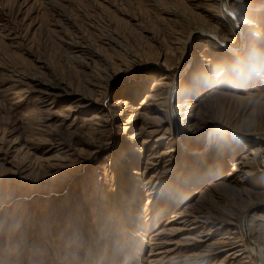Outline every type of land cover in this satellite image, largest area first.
I'll list each match as a JSON object with an SVG mask.
<instances>
[{
	"label": "rangeland",
	"instance_id": "1",
	"mask_svg": "<svg viewBox=\"0 0 264 264\" xmlns=\"http://www.w3.org/2000/svg\"><path fill=\"white\" fill-rule=\"evenodd\" d=\"M249 2L0 0V264H255Z\"/></svg>",
	"mask_w": 264,
	"mask_h": 264
},
{
	"label": "bare ground",
	"instance_id": "2",
	"mask_svg": "<svg viewBox=\"0 0 264 264\" xmlns=\"http://www.w3.org/2000/svg\"><path fill=\"white\" fill-rule=\"evenodd\" d=\"M221 1L222 0H220V3H221ZM223 1L226 4V2L228 0H223ZM233 1L236 4H240V5L242 4V5H246V6L251 3V2H249V0L248 1H246V0H233ZM251 6H252V4L250 6H248V7H251ZM232 15H233V13H232ZM248 15H250V14H248ZM248 23H250L248 21V18L247 17L243 18V25H246ZM233 50H234V52H236L238 54V53L241 52L242 49L234 48ZM242 54H243V51H242ZM175 88H176V85L173 87L171 96L174 95V91H175L174 89ZM171 99H172V97H171ZM169 100H170V96H168L167 99H166V101H165V104L167 106V109H169ZM173 117L176 118V114L175 113L173 114ZM256 141L258 142V144H260V142H263L264 141V136H257L256 137ZM263 153L264 152L261 151L260 148H258L256 151H254V154H255L254 157L256 159H261V161L259 160V162L264 164V154ZM257 205L258 204H254V205L250 206L249 207V213L252 212V211H254L255 208L258 207ZM249 220L255 222L256 223V226L259 229V236L257 238L250 231L247 234V239L251 243L250 246H249V251H250L249 257H250V260H251L252 263H255V264H264V254H263L264 248H262V246H261L262 241L264 240L263 239V232H264V230H263V223H264V221H262L260 218H258L254 213H252L250 215V219Z\"/></svg>",
	"mask_w": 264,
	"mask_h": 264
},
{
	"label": "water",
	"instance_id": "3",
	"mask_svg": "<svg viewBox=\"0 0 264 264\" xmlns=\"http://www.w3.org/2000/svg\"><path fill=\"white\" fill-rule=\"evenodd\" d=\"M171 97H172V99H173V95H172Z\"/></svg>",
	"mask_w": 264,
	"mask_h": 264
}]
</instances>
